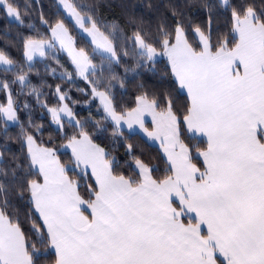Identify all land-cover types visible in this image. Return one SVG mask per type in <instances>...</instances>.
Wrapping results in <instances>:
<instances>
[{"label": "trees", "instance_id": "16d2710c", "mask_svg": "<svg viewBox=\"0 0 264 264\" xmlns=\"http://www.w3.org/2000/svg\"><path fill=\"white\" fill-rule=\"evenodd\" d=\"M5 2L16 11L18 22L10 21L0 6V55L13 64L10 70L0 69V108L10 101L17 122L8 126L0 111V213L20 232L30 264H56L51 240L31 197L32 184L41 183L42 177L32 166L26 138L53 152L68 178L76 183L77 194L87 203L97 192L95 183L88 172L69 168L74 161L63 149L82 135L104 152L113 177L130 186L140 185L142 178L134 167L139 163L160 184L172 175L161 149L138 132L117 129L105 114L100 97L108 101L115 116H124L139 102L147 101L157 113L175 119L180 143L191 163L203 171L201 154L207 150V141L187 132L190 102L173 76L169 58L156 56L149 61L138 53L135 39L140 38L161 54L173 48L179 30L197 54L201 46L194 34L199 32L211 54L222 48L230 51L238 42L236 20L252 12L264 28V0H227L225 6L219 0H71L77 12L88 19L85 25L94 26L112 42L115 60L93 51L60 10L57 0ZM57 24L67 29L76 49L84 52L92 65L85 79L59 51L30 66L26 64L25 43L48 40ZM62 102L71 110L77 126L67 121H62L60 128L53 126L46 108H56ZM145 126L150 128L149 123ZM181 220L205 236L195 220L184 214Z\"/></svg>", "mask_w": 264, "mask_h": 264}, {"label": "crops", "instance_id": "0c3cea01", "mask_svg": "<svg viewBox=\"0 0 264 264\" xmlns=\"http://www.w3.org/2000/svg\"><path fill=\"white\" fill-rule=\"evenodd\" d=\"M234 32L238 42L228 53L230 63L224 59L221 69L215 62H207V54L211 56L207 45L205 53L196 54L180 34L170 53L172 72L174 68L178 73L175 80L190 102V112L185 119L187 132L207 141V150L201 154L205 165L209 159L206 133L209 127L215 131L218 146L215 162L221 170L227 167L218 154L221 148L240 154L259 153L264 149V143L256 141L258 134L264 138V28L248 15L235 21ZM104 109L117 127L157 142L172 175L158 184L147 169L139 166L143 182L130 186L113 177L108 166L99 175L86 168L97 187L93 200L88 202L92 211L78 205L79 213L72 214L61 208L54 226L49 219L43 221L57 257L56 264H128L157 259L177 264L238 261L241 257L237 253L236 214L229 215L215 198L202 191L200 182L208 170L205 166L203 171L197 169L180 142L163 130L155 131L149 123V115L161 116V120L171 123L173 118L157 115L147 101L139 102L137 108L123 118L113 115L108 105ZM260 183L257 177L256 184ZM100 191L102 195L95 203ZM262 207L258 194L243 206L242 219L251 229L249 234L253 239ZM181 214L195 220L205 236H201L197 227L183 223ZM129 215L135 224L128 220ZM143 227L155 231L163 229V238L168 244L147 241L139 246L136 241ZM251 255L258 258L261 252L252 249ZM0 264H30L17 228L1 213Z\"/></svg>", "mask_w": 264, "mask_h": 264}, {"label": "rangeland", "instance_id": "374dc122", "mask_svg": "<svg viewBox=\"0 0 264 264\" xmlns=\"http://www.w3.org/2000/svg\"><path fill=\"white\" fill-rule=\"evenodd\" d=\"M219 3L225 6L227 3V0H219ZM57 4L60 10L65 15V17L73 23L78 33L81 34L85 39L89 41V43L92 46L93 51H95L101 57H105L110 60H115L116 57H115V52H114V47H113L112 42H110L109 40H106L98 32V30L94 28V26L87 27L85 25V22L88 21V19L85 16L77 12L73 3H71V0H57ZM0 6L4 9L10 21L18 22L16 11L12 9L10 6H8L5 0H0ZM248 15H252L255 21V16L253 15L252 12H248L245 15V17H247ZM50 32L51 34L48 40H30L25 43L24 59H25L26 64L30 66L33 64L34 61L44 59L49 53L59 51L63 53L65 57L67 58V60L70 62V64L73 65V67L75 68L77 72V75L80 78L85 79L87 73H89L92 70V65L90 64L85 53L76 49V47L74 46L72 36L69 34L67 29L62 24L55 25L50 30ZM179 34L184 39L182 32L179 30L176 33V37ZM194 35L201 46V52L202 53L206 52V48L204 46L207 45V53H208L209 46H208V42L206 38L199 32H195ZM176 37H175V40H176ZM135 43L137 45L138 53L141 55H145L149 61H154L156 56L165 57L167 55L166 58L167 59L169 58V63H171L170 53L173 50V48L171 50H166V52L160 54L154 49L146 46L144 42L138 37L135 39ZM150 49H151V57H152L151 59L149 58ZM228 53H229L228 50L222 48L215 55L210 53L211 56H209L207 54V62H210V63L215 62L221 69L223 68L224 59L227 62V64L230 63L231 58L228 57ZM199 55H202V54H199ZM29 57H31V59H29ZM12 68H13V64H11L7 59H5L2 55H0V69L10 70ZM100 99H102V101L104 102L103 105L105 108H106V105H108L110 112H111V106L109 105L108 101L104 97L102 98L100 97ZM46 110L49 113L51 117V122L55 128H60L62 121H67L68 123H72L76 126L78 125L77 121L73 117L71 110L63 102L59 106H56V108H52V109L46 108ZM0 111H1L2 118L6 121V124L8 126L13 125L17 122L16 117H15V112H14V109L10 101L6 106H4L3 108L1 107ZM104 112L106 115L108 114L105 109H104ZM142 113L146 114V112H142ZM127 115L128 113L125 114L124 116H116V117L123 118ZM157 115H162L163 117L168 116V115L171 116L170 114H166V113H157ZM160 117L161 116L149 115V118H150L149 123L152 125L154 130L155 131L163 130L166 134L170 135V137L174 141L180 142L178 139L175 119L171 116L173 118L172 119L173 123H171L167 120H161ZM113 125L117 129L125 130L124 128L117 127L114 123ZM145 137L144 139L148 143L160 148L157 142L152 141L148 139L147 137L146 139ZM25 141H26L27 151H28V154L32 162V166L35 170H37L40 173L42 177L41 183H34L31 186L32 201L34 202L35 209L38 215L40 216L42 222L43 221L46 222V220L49 219L51 226L52 225L54 226L55 221L59 219L61 208L66 209L69 213H72V214L79 213V210L77 209L78 205L83 207L84 209H87V208L90 209L91 206L87 202L83 201L77 194L76 183L71 181L68 178L67 174L65 173V168H63L58 163L53 152L51 150L39 147L35 143L33 138L31 137H27ZM63 149L70 152L72 159L74 161V166L69 167L70 169H73V170L75 169L78 172L79 171L87 172L86 170L88 169L86 168H90L92 173L99 175L101 170H103L104 167L108 166L104 159V152L97 146L93 145L92 142H90V140L85 135H82L78 137L77 139H74L73 141L69 142L67 145L64 146ZM87 159H90V161H87ZM139 166L143 168L145 167L139 163H136L134 165L136 171L141 176L139 169H138ZM142 182H143V179H142ZM101 195H102V192L100 191L99 194L95 197V201H94L95 203L98 202ZM183 223L189 224L187 222H183ZM17 233L21 238V234L18 230H17ZM14 240H15V237H14Z\"/></svg>", "mask_w": 264, "mask_h": 264}, {"label": "snow or ice", "instance_id": "6c2138e0", "mask_svg": "<svg viewBox=\"0 0 264 264\" xmlns=\"http://www.w3.org/2000/svg\"><path fill=\"white\" fill-rule=\"evenodd\" d=\"M149 58H152L151 49L149 50ZM169 66L172 67L171 63ZM173 75L178 77V73L174 68ZM257 131L259 132V129ZM206 134L209 141V159L205 161L204 165L208 170L207 174L200 182L203 186L202 191L215 198L219 207L223 208L229 215L232 212L236 214V224L234 226L236 229V243L239 244L237 253L241 258L238 261L230 262V264H264V207H262L258 227L254 232V239L249 234L251 229L244 224L242 219L243 206L254 195L258 194L260 203L264 206V149H260L259 153L251 151L247 154H240L221 148L218 154L226 162L227 167L222 170L217 169L215 162L218 148L216 133L209 127ZM256 141L264 143V138L258 134ZM257 177L261 181L259 185L256 184ZM89 211H92V209H89ZM128 220L133 224L136 223L130 215ZM164 235L163 229L155 231L143 227L136 243L143 246L147 241H154L167 245L168 241L163 238ZM233 247L235 248L236 244H233ZM252 249H258L261 255L258 258L252 257ZM128 264H177V262L157 259L131 261Z\"/></svg>", "mask_w": 264, "mask_h": 264}]
</instances>
